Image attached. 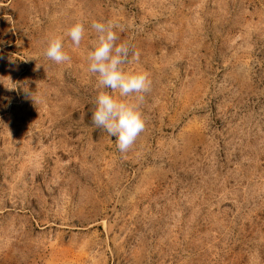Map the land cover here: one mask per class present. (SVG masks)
Segmentation results:
<instances>
[{"label": "rangeland", "instance_id": "rangeland-1", "mask_svg": "<svg viewBox=\"0 0 264 264\" xmlns=\"http://www.w3.org/2000/svg\"><path fill=\"white\" fill-rule=\"evenodd\" d=\"M93 21L152 80L126 153L92 124ZM0 264H264V0H0Z\"/></svg>", "mask_w": 264, "mask_h": 264}, {"label": "clouds", "instance_id": "clouds-1", "mask_svg": "<svg viewBox=\"0 0 264 264\" xmlns=\"http://www.w3.org/2000/svg\"><path fill=\"white\" fill-rule=\"evenodd\" d=\"M96 33L86 52L88 72L96 78L97 95L92 111V124L111 137H115L118 150L126 153L145 130L146 121L143 104L151 92L152 80L143 71H126L129 63L130 46L126 42L117 43L119 25L113 21H93ZM86 29L82 22L74 23L65 33L75 47L81 45ZM44 55L56 64L70 62L64 51L63 37L49 38ZM138 60L139 53H134ZM15 88H9L13 90ZM118 93V96L115 95Z\"/></svg>", "mask_w": 264, "mask_h": 264}]
</instances>
